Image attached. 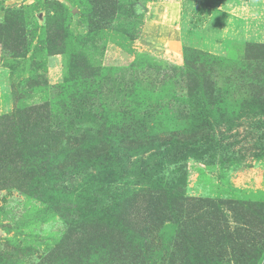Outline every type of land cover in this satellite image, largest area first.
<instances>
[{
    "label": "rangeland",
    "instance_id": "rangeland-1",
    "mask_svg": "<svg viewBox=\"0 0 264 264\" xmlns=\"http://www.w3.org/2000/svg\"><path fill=\"white\" fill-rule=\"evenodd\" d=\"M17 132L47 168L1 151L0 264H264V0H0Z\"/></svg>",
    "mask_w": 264,
    "mask_h": 264
},
{
    "label": "trees",
    "instance_id": "trees-1",
    "mask_svg": "<svg viewBox=\"0 0 264 264\" xmlns=\"http://www.w3.org/2000/svg\"><path fill=\"white\" fill-rule=\"evenodd\" d=\"M8 118L9 120H12L13 116H9ZM22 132L23 130H21L20 133ZM18 134L19 133L17 132L14 138L10 137L9 139L6 140V142L0 140V154H1V151L4 153L5 165L9 168L10 172L12 173L11 175H14L18 179L25 181L27 183V186L32 187L34 185V180L31 178V174L35 172V174L39 177L40 174H45L44 171L46 170L47 167L46 166L44 167V165L40 166V164L35 165L36 163L35 160L37 158L35 159L36 148H35L34 143H32L31 141H28V139L26 138H22L18 136ZM34 166H36V169H37L36 171L34 170ZM179 194L180 192L177 194L174 193L172 194V197L169 198L170 200L169 203L170 204L174 203L173 206H175L174 209L170 210L169 212L170 214L181 212V208L177 206V200H176ZM191 200H193V202H189V203L186 202L187 208L183 210L186 213L187 222L194 220V217L200 211V208H199L200 205L198 204L199 200L196 198L195 199L188 198V200L186 201H191ZM155 220L158 224H161V225L164 222H166V220L162 219L160 215H157V219ZM183 223H185V221ZM153 234H152L150 227H147L143 235V239L138 241L139 242L138 246L140 247V249L137 252L138 253L142 252V256L146 255V253L143 252L144 244L147 243L148 240H151V241L153 240L152 239ZM98 241L103 242L101 241V239H99ZM112 244L113 243H110L108 245L104 243L102 244V246L107 247ZM148 248L151 250H154V248L152 247L150 243H149ZM111 250L114 251V252H111V254L115 253V255L114 257H111L110 260H108L105 264H124L127 261L131 260L134 256V253H130L131 252L130 250H125L124 243L123 245H120L118 248L111 247ZM72 262L75 263L76 261L73 260L70 263Z\"/></svg>",
    "mask_w": 264,
    "mask_h": 264
},
{
    "label": "crops",
    "instance_id": "crops-1",
    "mask_svg": "<svg viewBox=\"0 0 264 264\" xmlns=\"http://www.w3.org/2000/svg\"><path fill=\"white\" fill-rule=\"evenodd\" d=\"M168 14L170 15V17H168V19H169V20H173V15H174L173 12L171 11V12H169Z\"/></svg>",
    "mask_w": 264,
    "mask_h": 264
}]
</instances>
